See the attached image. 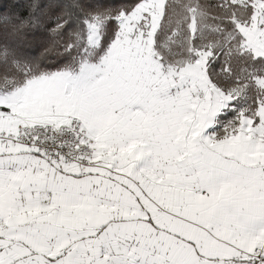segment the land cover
<instances>
[{"label": "snow or ice", "instance_id": "6c2138e0", "mask_svg": "<svg viewBox=\"0 0 264 264\" xmlns=\"http://www.w3.org/2000/svg\"><path fill=\"white\" fill-rule=\"evenodd\" d=\"M0 264H264V0H0Z\"/></svg>", "mask_w": 264, "mask_h": 264}]
</instances>
